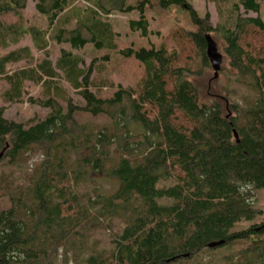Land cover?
Here are the masks:
<instances>
[{"label": "trees", "instance_id": "obj_1", "mask_svg": "<svg viewBox=\"0 0 264 264\" xmlns=\"http://www.w3.org/2000/svg\"><path fill=\"white\" fill-rule=\"evenodd\" d=\"M213 1L215 27L186 0H34L31 17L26 0H0V164L22 175L14 183L12 173H0L9 202L0 209V264H68L65 246L76 243L79 264H199L219 247L232 251L228 264H264V212L255 208L264 192V22L238 15L240 7L259 13L260 0H236L226 12L225 0ZM152 7L185 13L190 52L182 61L165 40L149 42ZM114 11L136 12L127 27L145 43L118 45ZM206 34L223 40L226 78L248 92L221 86L222 94L201 98L193 79L211 70ZM120 59L138 65L132 85L110 81L109 66ZM23 102L48 112L25 122L4 117V105ZM76 113L106 122L94 128ZM36 152L41 159L24 168ZM99 175L119 188L98 194ZM115 219L122 225L112 248L82 258L87 233ZM60 249L64 260L56 263Z\"/></svg>", "mask_w": 264, "mask_h": 264}, {"label": "rangeland", "instance_id": "obj_2", "mask_svg": "<svg viewBox=\"0 0 264 264\" xmlns=\"http://www.w3.org/2000/svg\"><path fill=\"white\" fill-rule=\"evenodd\" d=\"M236 0H225V4L222 5V11L226 12L231 3ZM186 2L191 6V9L194 10L198 16L203 17L205 14L209 15V25L211 27H215L218 21V4L213 0H186ZM84 2L79 1V5H83ZM34 0H26V8L25 12L28 17L34 15ZM238 15L241 17H256L259 15L264 22V0H260V11L259 13H255L253 11L245 12L241 7L239 8ZM36 16V15H35ZM110 20L113 21L116 30L119 33L118 45L122 46L124 43H131L134 42L135 44L145 43L146 40L141 39L138 36V32H130L127 27L128 19H137L138 15L136 12L134 13H123V12H116L114 11L110 15ZM148 21V31H149V42L153 44H159L161 41H166L170 47H174L177 49L179 54L178 61H182L185 54L190 52L188 47V42L186 40V36L184 34L185 28H189L188 22L186 21V16L184 12H179L176 8H169L167 10H160L157 7H152L147 12ZM215 37V41L217 43L218 51L221 53V45L223 44V40L218 37L217 35H213ZM28 39H23L19 44H24L28 42ZM63 47H67V45H62ZM60 46H54L53 49L50 50V59L52 61L55 60L56 56L58 55V49ZM89 46H86L82 49V54L84 57V65H88L91 59V54L89 52ZM2 50H0V53ZM110 81L114 84H121L123 86L132 85L135 80L138 78V65L133 61L127 60H119L118 62H113L110 64ZM221 69L218 72L217 78L211 81L210 79L213 77V70L206 71L205 75L198 79H193V82L198 86L201 98L208 99V95H216L222 94L221 93V86H226L228 89L234 90L235 95L242 94L244 92H248L244 87L237 85L231 79L227 80V71L229 70L227 59L223 56V60L221 62ZM211 81V82H210ZM26 88L28 89L30 95H36L38 92L37 87H33L31 84H26ZM6 89V84L4 82H0V93ZM74 101V103L81 104V99L78 96L74 95L73 92L67 90ZM101 95H107L109 91L103 90ZM232 99L238 100L237 96L232 97ZM1 105L6 104L0 102ZM4 117L18 121V122H25L29 119H42L47 114L48 109L42 108L38 105H31L27 102L23 103H16V104H9L4 105ZM75 118L79 123H84L86 121L90 122L94 128H97L102 125V123L106 122L104 117H95L92 118L88 115H82L79 113L75 114ZM41 159V155L39 152H36L28 157L26 163H22L23 167H30L36 164ZM3 175H8L12 173L9 181H13L14 183L21 181V172L18 170L15 171L13 168H3L0 164V173ZM96 184L98 185V194L103 195H111L119 188V181L112 177V176H105L102 178L99 175L96 179ZM91 185V184H90ZM93 186H87L85 191L89 192V194H93L91 189ZM164 202H169L168 200H162ZM9 202L7 198L4 196H0V209L8 208ZM255 208L264 212V192L257 191L256 193V202ZM259 219L253 222H258ZM251 222H243L241 225L247 227ZM121 221L114 220L108 227H96L93 230H90L87 233L86 242L84 245V249L82 250V258L89 254V252L93 251H103L109 250L112 248V233L119 234L121 230ZM79 243H76L73 249H70L69 244L66 245L67 249V261L68 264H79L75 263L74 259L72 258L73 253H77L79 250L78 247ZM62 249L59 250V255L57 256L55 262L61 263L64 260L62 256ZM232 254V251L229 248L219 247L211 251L204 252L198 257L199 264H228V256ZM81 259V258H80ZM178 264H185L183 262H179Z\"/></svg>", "mask_w": 264, "mask_h": 264}, {"label": "water", "instance_id": "obj_3", "mask_svg": "<svg viewBox=\"0 0 264 264\" xmlns=\"http://www.w3.org/2000/svg\"><path fill=\"white\" fill-rule=\"evenodd\" d=\"M205 42H206L205 54L209 62V65L211 69L213 70L212 79H215L217 78L218 72L221 68L222 55L219 53L217 49V44L213 41V39L211 38L209 34L205 35ZM233 135L237 141V134L235 130H233ZM3 152H4V149L0 151V157L2 156ZM221 244H223V241L211 242L208 244V247H215Z\"/></svg>", "mask_w": 264, "mask_h": 264}, {"label": "bare ground", "instance_id": "obj_4", "mask_svg": "<svg viewBox=\"0 0 264 264\" xmlns=\"http://www.w3.org/2000/svg\"><path fill=\"white\" fill-rule=\"evenodd\" d=\"M92 216V215H91Z\"/></svg>", "mask_w": 264, "mask_h": 264}]
</instances>
